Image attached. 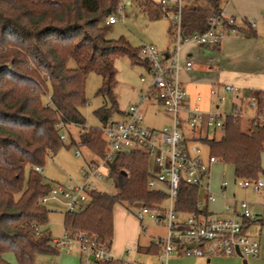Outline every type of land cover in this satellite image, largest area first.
<instances>
[{
	"label": "trees",
	"instance_id": "1",
	"mask_svg": "<svg viewBox=\"0 0 264 264\" xmlns=\"http://www.w3.org/2000/svg\"><path fill=\"white\" fill-rule=\"evenodd\" d=\"M204 1L207 6L187 4L183 9L184 33L207 30L209 19L220 14L226 0ZM121 2L0 0V264H11L6 252H13L19 264H33L39 254L60 253L51 246V232L43 227L50 210L42 199L53 186L45 182L42 168L63 146H84L96 158H104L103 127L114 114H122L115 96L117 59L127 55L133 63L150 67L139 57L141 47L134 49L124 38L108 37L107 20L117 16ZM142 4L155 18L162 16L160 2L142 0ZM92 72L102 76L97 94L110 105L95 111L102 127L87 128L81 107L88 101L86 82ZM250 92L264 95L260 90ZM222 130L220 140L206 137L210 154L231 164L237 177L258 178L263 172L264 129L253 122L244 130L242 120L230 116ZM64 134L66 139L61 137ZM109 167L116 194L92 191L85 208L65 213L67 231H86L112 243L117 203L164 202L165 192L148 187L151 163L143 152L119 153ZM198 200L199 189L182 183L178 211L200 212ZM39 226L44 229L41 236L36 235ZM145 250L152 253L157 248L151 244Z\"/></svg>",
	"mask_w": 264,
	"mask_h": 264
},
{
	"label": "built area",
	"instance_id": "2",
	"mask_svg": "<svg viewBox=\"0 0 264 264\" xmlns=\"http://www.w3.org/2000/svg\"><path fill=\"white\" fill-rule=\"evenodd\" d=\"M188 2L189 0H160L162 15L171 19L174 51L164 53L155 46L140 48L139 57L150 65L146 69L148 75L141 76L142 82H146L148 78L150 82L140 95L142 102L131 105L122 119L109 120L103 127V137L107 144L105 157L85 159L80 168L82 180L69 177L66 183H56L50 194L65 198L69 212L83 209L90 202V193L97 190L93 180L104 177L102 169L105 167L109 174V163L117 154L141 151L151 163L148 187L166 193L164 204H141L136 215L141 223L152 219L166 231L157 241L152 242L157 251L150 255L159 264H168L172 254L197 255L208 259L257 257L260 242L247 233L249 223L257 216L253 201L237 198L236 195L226 196L232 204L226 205L217 216L211 215L208 205L217 193L210 190V170L211 165L219 159L211 154L205 157L200 144H206V137H214L209 135L210 131L223 129L230 116L241 120L247 118L264 129V102L260 105L264 101V95H256L250 91L243 93L238 87L229 84L222 88L213 85L209 89L210 101L205 104L201 93L191 95L188 92L181 80L180 71L191 69L193 63L181 58L182 48L189 43L217 47L228 32L241 34L237 17L224 10L209 19L207 30L184 33L182 13ZM117 19L113 14L108 18L107 24H114ZM243 21L252 28L256 26L253 19ZM228 95L233 99L230 112L221 108L226 104ZM145 103L161 105L172 116L171 123L163 127L147 125ZM61 137L67 138L66 134ZM76 155H82L80 149L76 150ZM182 183L199 189L200 212L183 214L178 211L177 201ZM227 184V181L221 183L223 191L227 189ZM237 184L254 193L264 192V180L261 177L239 178ZM42 201L46 203L47 196ZM43 233L42 227L36 228L37 236ZM74 244L79 245L80 264H152L134 257H117L113 255L110 241H102L98 235L86 231L69 232L64 228L63 235L52 238L51 241V246L59 252L65 250L71 253ZM138 250L139 247H134L127 252L131 255Z\"/></svg>",
	"mask_w": 264,
	"mask_h": 264
},
{
	"label": "rangeland",
	"instance_id": "3",
	"mask_svg": "<svg viewBox=\"0 0 264 264\" xmlns=\"http://www.w3.org/2000/svg\"><path fill=\"white\" fill-rule=\"evenodd\" d=\"M157 2V0H152ZM198 6H207L204 0H197ZM256 5L264 10L259 0H253ZM264 1V0H263ZM241 7L243 3L241 2ZM117 23L110 27L108 37L112 39H126L134 49H139L142 46H155L158 50L164 51L169 49L172 53L174 51V40L169 33L171 27V19L167 15H162L159 18H155L149 11L145 4H142V0H124L120 4V10L117 14ZM248 18H253L249 16ZM238 35L228 32L222 37L221 44H223L228 38L236 37ZM194 43L185 45L180 54L182 56L185 49ZM75 65L74 61L70 63ZM116 67L118 70L117 80L118 83L115 87V96L119 106V109L123 112L126 111L131 105L139 104L142 102L140 95L143 93L149 85V78L146 82L141 81L142 75H148L146 68L142 65L133 63L129 56L124 55L117 59ZM102 85V76L96 72L89 74L86 82V98L87 103L81 107V111L86 119V127H102L103 123L96 115L95 111L101 107L109 106L110 102L104 96L98 95L97 91ZM49 96L45 97L47 102ZM225 110L230 112L231 104L233 102L232 96L228 95ZM208 96L204 98V103L208 104ZM144 110L146 111L145 123L152 127H163L168 125L172 121V116L165 112L161 105H149L144 104ZM123 116L120 113H116L110 120H120ZM251 125V122L247 118L242 119V128L247 130ZM74 136L77 137V131L71 128ZM190 133L189 130H187ZM209 135L214 136L215 139L220 140L223 136V130L217 129L210 131ZM66 144H69V139L66 140ZM203 150L204 156L208 157L210 154V148L206 144H200ZM80 149L81 156L76 155V150ZM94 154L84 146H63L55 155H51L47 158L46 164L42 168V173L45 182L55 186L56 183H66L69 181V177H73L78 180H82L80 174V168L85 163V157L91 159ZM262 169L263 172L259 174L264 180V152L262 153ZM30 168L26 169V181L28 180ZM104 174L103 179H94L93 183L97 189L102 192L110 194H116L115 180L108 174V170L104 167L102 169ZM227 181V189L222 195L221 183ZM239 177L235 175L234 167L223 161L218 160L211 165L210 170V190L217 193L214 200L209 202V210L212 216H217L226 205L232 204V201L227 198L236 193L237 198H246L250 201L257 202L256 205L261 209V218L264 221V195L261 193H254L247 189H242L237 182ZM223 195L226 197H223ZM164 204V203H163ZM49 212V220L44 225L45 230H49L53 238H57L64 233V219L67 212L66 199L62 196L55 197L53 194L47 195V201L45 203ZM141 207V203L129 204L126 202L117 203L114 206L113 211V247L130 236L133 233H138L139 246H146L152 241H157L159 236L166 233L165 229L159 226L152 219H146L141 223L136 215ZM258 209V210H259ZM255 211V210H254ZM264 226V225H263ZM264 240V235L263 238ZM73 251L68 253L67 251H60L57 255L52 254H39L36 256L33 264H80V250L79 245L74 244L72 246ZM134 249V247L127 246L124 252V258L134 257L139 261L148 262L152 264H159L157 259L148 253L138 251L130 255L128 249ZM5 258L11 264H19L16 256L13 252H6ZM238 264H243V258L238 256H231ZM213 259H218L217 257ZM248 264H259L260 262L255 258L248 256ZM168 264H208L206 259L197 255H176L172 254L169 257Z\"/></svg>",
	"mask_w": 264,
	"mask_h": 264
},
{
	"label": "crops",
	"instance_id": "4",
	"mask_svg": "<svg viewBox=\"0 0 264 264\" xmlns=\"http://www.w3.org/2000/svg\"><path fill=\"white\" fill-rule=\"evenodd\" d=\"M159 2L160 0H157L156 3ZM241 2L243 7H241ZM197 3V0H189L188 2L193 6H198ZM259 3L264 7L263 0H259ZM223 10L227 14L237 17L242 31L241 34L228 38L217 47L191 44L181 56L183 60H190L193 63L191 69L180 71L183 85L191 95L201 93L204 98L208 96V103L210 101L209 89L213 85L219 88H222L225 84L233 85L243 93L250 90L264 91V10L259 4L257 6L253 0H226L223 4ZM249 16L253 18H248ZM250 19L256 21V26L253 28L243 21ZM114 24H111L110 27ZM250 30L254 32V35L249 33ZM163 52L168 53L170 50L167 49ZM225 107L226 105L221 106L224 110ZM124 114L125 111L121 115L124 116ZM85 159L87 158L85 157ZM225 191L222 190V193H218V195H222ZM260 193L264 195V192ZM233 195H236V193ZM223 197L225 196L223 195ZM256 203L255 201L254 210L257 216L249 223L247 233L252 238L259 240L260 252L255 258L260 262L259 264H264V240L262 239L264 221L261 218L262 210L258 208L259 206L257 207ZM220 212L222 210L218 213ZM152 242L146 246H139L138 233L136 232L117 243L114 247L112 240V252L117 257H124L125 249L130 246L139 247L138 251L150 255L151 252H147L145 249ZM176 255L180 256L182 254ZM213 258L215 257L205 259L208 264H238L231 257Z\"/></svg>",
	"mask_w": 264,
	"mask_h": 264
},
{
	"label": "water",
	"instance_id": "5",
	"mask_svg": "<svg viewBox=\"0 0 264 264\" xmlns=\"http://www.w3.org/2000/svg\"><path fill=\"white\" fill-rule=\"evenodd\" d=\"M126 173V171H124ZM243 264H248L247 259L243 258Z\"/></svg>",
	"mask_w": 264,
	"mask_h": 264
}]
</instances>
